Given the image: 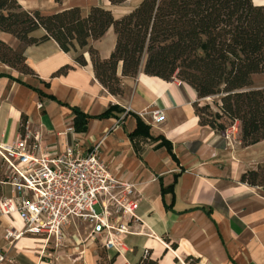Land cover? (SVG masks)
Listing matches in <instances>:
<instances>
[{
  "label": "crops",
  "instance_id": "1",
  "mask_svg": "<svg viewBox=\"0 0 264 264\" xmlns=\"http://www.w3.org/2000/svg\"><path fill=\"white\" fill-rule=\"evenodd\" d=\"M18 1L26 10L44 13L80 8L83 17L102 7L116 19L138 6L121 9L108 0ZM253 1L264 6V0ZM44 35L43 30L32 34ZM0 40L14 49L21 45L2 32ZM116 42L111 28L91 47L107 60ZM23 52L30 74L0 62V147L27 132L60 154L72 148L87 156L100 144L111 172L136 187L137 221L121 246L111 250L105 235L91 238L89 223L71 221L59 248L54 240L46 244L25 234L8 238L11 230L22 233L24 224L18 215L0 213L4 264H143L148 258L158 264H264V189L241 183L243 174L264 164V140L244 147L239 124L223 133L201 126L194 108L197 93L179 81L167 83L141 71L135 79H123L122 95H112L96 79L88 48L66 53L48 40ZM80 54L85 67L76 62ZM113 107L111 117L97 118ZM73 109L93 118L86 132L75 131ZM157 110L160 122L151 117ZM138 117L150 127L149 136H133ZM2 182L0 197H15Z\"/></svg>",
  "mask_w": 264,
  "mask_h": 264
},
{
  "label": "trees",
  "instance_id": "2",
  "mask_svg": "<svg viewBox=\"0 0 264 264\" xmlns=\"http://www.w3.org/2000/svg\"><path fill=\"white\" fill-rule=\"evenodd\" d=\"M108 1L120 7L130 0ZM111 28L116 47L103 60L91 42ZM39 30L45 35L33 37ZM0 32L23 45L18 52L0 40V62L19 72L31 73L24 47L53 40L66 53L88 48L95 77L110 94L122 95L123 79H135L141 71L167 83L179 81L197 93L201 126L223 133L239 124L244 147L264 140V87H253L254 77L264 74V6L253 0H142L120 19L102 7L83 17L80 8L44 13L26 10L18 0H0ZM76 62L87 66L84 54ZM211 98L217 99L216 111L205 102ZM114 109L97 118L111 117ZM73 111L75 131L86 132L93 118ZM137 122L133 136H149L150 127L140 117ZM241 183L264 189V164L243 174ZM143 264L158 263L148 258Z\"/></svg>",
  "mask_w": 264,
  "mask_h": 264
},
{
  "label": "built area",
  "instance_id": "3",
  "mask_svg": "<svg viewBox=\"0 0 264 264\" xmlns=\"http://www.w3.org/2000/svg\"><path fill=\"white\" fill-rule=\"evenodd\" d=\"M160 122V110L151 114ZM98 144L87 156L69 148L64 154L49 151L39 135L27 132L11 144L0 147V162L6 167V180L15 197H0V213L18 215L24 231L7 233L40 237L46 244L54 240L60 247L64 228L80 220L92 227L91 238L105 235L106 249H118L122 236L137 221L136 187L117 178L101 158ZM99 206L100 213L95 207ZM6 256L0 253V264Z\"/></svg>",
  "mask_w": 264,
  "mask_h": 264
},
{
  "label": "rangeland",
  "instance_id": "4",
  "mask_svg": "<svg viewBox=\"0 0 264 264\" xmlns=\"http://www.w3.org/2000/svg\"><path fill=\"white\" fill-rule=\"evenodd\" d=\"M141 1L142 0H130L125 5L120 6L119 8H121V9H129V8H132V7L136 6V5H139ZM6 45L7 46H10L7 43H6ZM22 48H23V45L21 44L16 50L18 52H20ZM263 85H264V74L263 75H257V76H255L254 77V80H253V87L254 88H261ZM215 100H217V99L216 98H211V99H208L207 101H205L206 103H209L212 106V108H213L214 111H216V108H215V106L213 104V102ZM236 125L229 126V129L228 130H232ZM240 139H241V131H240ZM262 150H264V149H262ZM253 152H256V151H253ZM5 176H6V167L4 166L3 163L0 162V179L5 178ZM95 210H96L97 213H100L101 212V209H100L99 206H96L95 207ZM61 247H63V246H60L59 248H61Z\"/></svg>",
  "mask_w": 264,
  "mask_h": 264
}]
</instances>
